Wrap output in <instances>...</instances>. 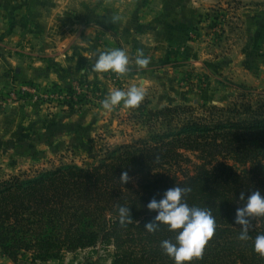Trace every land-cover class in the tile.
<instances>
[{
	"label": "trees",
	"instance_id": "1",
	"mask_svg": "<svg viewBox=\"0 0 264 264\" xmlns=\"http://www.w3.org/2000/svg\"><path fill=\"white\" fill-rule=\"evenodd\" d=\"M233 87L225 105L152 109L144 99L128 117L147 134L109 146L96 164L62 163L0 180V254L13 264H38L101 245L113 248L111 264H174L161 242H174L176 233L145 225L157 215L148 203L179 186L191 189L186 203L210 210L217 224L191 264H264L254 250L264 217L253 219L245 242L235 224L241 193L245 200L256 191L264 196V90ZM121 206L130 209L126 226Z\"/></svg>",
	"mask_w": 264,
	"mask_h": 264
},
{
	"label": "rangeland",
	"instance_id": "2",
	"mask_svg": "<svg viewBox=\"0 0 264 264\" xmlns=\"http://www.w3.org/2000/svg\"><path fill=\"white\" fill-rule=\"evenodd\" d=\"M81 2L76 4L81 6ZM94 3L98 9L88 23L113 29L116 36L136 32L148 37L147 44L137 49V56L147 58L148 65L138 66L143 70L140 78H132L135 75L130 71L123 75L110 71L108 81L93 85L81 81L63 88L33 85L38 88L35 95L0 104L8 117L1 122L6 130L0 134V180L62 163L90 167L109 146L145 136V125H135L128 117L130 108L123 104L111 110L102 107L111 90L140 88L141 79L146 83L144 99L152 109L178 104L225 105L235 94V84L264 90V0ZM92 4L90 0L87 11ZM65 8L64 24L84 13L73 4ZM11 89L1 92L0 98ZM112 252V247L99 245L38 264H111ZM7 261L0 260V264H13Z\"/></svg>",
	"mask_w": 264,
	"mask_h": 264
},
{
	"label": "crops",
	"instance_id": "3",
	"mask_svg": "<svg viewBox=\"0 0 264 264\" xmlns=\"http://www.w3.org/2000/svg\"><path fill=\"white\" fill-rule=\"evenodd\" d=\"M81 1L80 6L77 0H0V93L31 85L63 88L74 81L102 83L110 72H94L92 65L99 52L117 48L126 51L132 78H140L143 70L135 62L137 49L147 44L148 37L136 32L116 36L113 29L88 23L98 8L93 0L87 11L90 0ZM72 4L84 13L64 24L61 16ZM139 87H146L145 79ZM12 105L17 106H8ZM7 118L0 110V134L6 130L1 122ZM0 260L11 261L1 254Z\"/></svg>",
	"mask_w": 264,
	"mask_h": 264
},
{
	"label": "clouds",
	"instance_id": "4",
	"mask_svg": "<svg viewBox=\"0 0 264 264\" xmlns=\"http://www.w3.org/2000/svg\"><path fill=\"white\" fill-rule=\"evenodd\" d=\"M136 64L143 68L149 63L147 58L137 56ZM129 57L124 49H114L99 52L92 71L97 73L114 72L126 74L129 71ZM145 92L142 88L131 87L127 91L122 89L111 90L105 97L102 107L105 110L123 104L126 108H137L144 100ZM128 174L121 176L122 182H127ZM191 191L189 187L175 186L168 189L159 200H151L147 207L155 211L157 215L152 222L145 225L148 232H155L161 224L166 225L170 231H174L175 241L164 240L161 242L163 252L174 260V264H191L194 259H201L208 242L213 238L216 231V220L211 211L206 208L189 206L185 197ZM244 201L242 208H237L235 224L240 225V233L237 239L241 242L250 239L249 232L252 221L255 218L264 217V196L259 191L253 192L245 200L244 193L240 194ZM132 222L129 207L119 208V223L126 226ZM254 250L264 257V233L255 237Z\"/></svg>",
	"mask_w": 264,
	"mask_h": 264
},
{
	"label": "built area",
	"instance_id": "5",
	"mask_svg": "<svg viewBox=\"0 0 264 264\" xmlns=\"http://www.w3.org/2000/svg\"><path fill=\"white\" fill-rule=\"evenodd\" d=\"M38 90L37 87H33V85L22 88V90L11 89L5 96L4 99L0 98V104H5L7 100L9 101H22L25 99L26 95L29 93L35 95L34 93Z\"/></svg>",
	"mask_w": 264,
	"mask_h": 264
}]
</instances>
